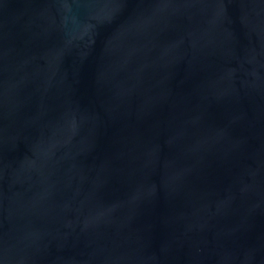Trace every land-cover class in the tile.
I'll list each match as a JSON object with an SVG mask.
<instances>
[{
    "label": "water",
    "instance_id": "95a60500",
    "mask_svg": "<svg viewBox=\"0 0 264 264\" xmlns=\"http://www.w3.org/2000/svg\"><path fill=\"white\" fill-rule=\"evenodd\" d=\"M0 264H264V0H0Z\"/></svg>",
    "mask_w": 264,
    "mask_h": 264
}]
</instances>
